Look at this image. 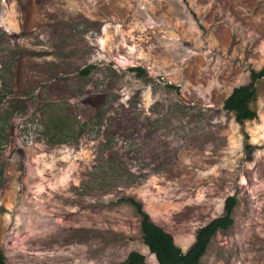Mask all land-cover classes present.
Here are the masks:
<instances>
[{
  "label": "rangeland",
  "instance_id": "1",
  "mask_svg": "<svg viewBox=\"0 0 264 264\" xmlns=\"http://www.w3.org/2000/svg\"><path fill=\"white\" fill-rule=\"evenodd\" d=\"M262 69L264 0H0L7 264H158L125 198L186 252L229 197L200 264H264V81L224 109Z\"/></svg>",
  "mask_w": 264,
  "mask_h": 264
},
{
  "label": "trees",
  "instance_id": "2",
  "mask_svg": "<svg viewBox=\"0 0 264 264\" xmlns=\"http://www.w3.org/2000/svg\"><path fill=\"white\" fill-rule=\"evenodd\" d=\"M93 68V66H89L82 70L81 74L89 75ZM131 70L139 78L148 77L147 72L141 66ZM260 81H264V69L251 70L249 83L234 88L224 102V109L234 113L236 122L241 126L258 117L252 104L257 100V85ZM167 87L178 90V87H174L172 84H168ZM125 201L132 205L140 216L143 242L150 253L155 256L158 264H200L214 236L220 231L229 230L234 225L233 213L238 205L236 197H229L225 202L224 214L201 228L195 243L189 250L183 252L175 243L173 236L151 220L140 202L133 198H125ZM145 261L144 255L131 252L123 264H145ZM0 264H7L6 256L1 248Z\"/></svg>",
  "mask_w": 264,
  "mask_h": 264
}]
</instances>
